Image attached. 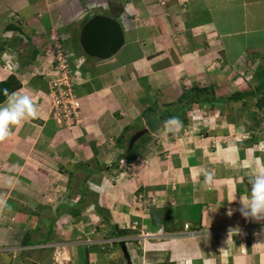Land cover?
<instances>
[{"label":"crops","instance_id":"0c3cea01","mask_svg":"<svg viewBox=\"0 0 264 264\" xmlns=\"http://www.w3.org/2000/svg\"><path fill=\"white\" fill-rule=\"evenodd\" d=\"M224 1L31 0L21 6L18 14L29 15L24 17L28 25L35 21L38 29L49 20L66 25L77 16L100 13L120 23L124 42L107 58L85 57L81 46L79 51L71 50V66L80 72L74 91L81 117L71 128L51 116L48 75L43 71L30 78L19 70L21 87L14 92L30 96L37 115L11 126L9 137L0 141V264L5 257L4 264L48 260L52 264H264V220L245 219L239 211L228 215L230 208L241 207L240 197L246 198L251 190L252 171L264 168V115L259 116L264 107L241 109L243 104H255L259 94L242 100L215 94L210 103H193L174 119L164 118L139 143L143 162L122 167L131 136L148 129L147 119L160 112L173 115L183 91L196 84L182 86L181 81L191 79L198 68L180 66L184 74L180 76L167 60L170 51H185L192 42L190 33L209 38L207 43L215 38L213 46L222 40L226 59L233 65L240 59L233 63L229 59L243 50L255 54L258 47L264 49L257 38L264 10L252 14L263 8V2L258 6L247 0V14L240 9V17L227 19ZM110 7L117 10L112 13ZM152 8H161L157 18ZM192 13L198 18L193 19ZM241 23L252 32L247 45L239 35H230ZM181 39L184 45L178 43ZM79 56L85 62L77 67ZM9 70L0 68V81L12 73ZM248 85L245 91H258L261 82L252 86L247 79ZM187 127L189 138L182 136ZM169 149L173 152L166 155ZM206 170L215 173L212 190L201 183ZM79 171L83 179L71 184ZM51 188L54 196L47 194ZM37 217L39 221L33 223ZM160 227L170 235H141ZM186 230L196 234L185 235ZM85 236L94 242L106 237L122 241L114 242L108 255L97 244L79 242ZM42 242L55 246L23 248Z\"/></svg>","mask_w":264,"mask_h":264},{"label":"rangeland","instance_id":"374dc122","mask_svg":"<svg viewBox=\"0 0 264 264\" xmlns=\"http://www.w3.org/2000/svg\"><path fill=\"white\" fill-rule=\"evenodd\" d=\"M16 1L15 0H0V56H3V53H7L9 55L8 57H2L0 59V68L6 69V64H8V60H10L9 57L11 54L12 55L11 61L15 64L11 68V71L9 70V72H12L11 74H14L18 79H19L18 75L21 74L20 71H22V73H24L25 76H28L30 78L33 76V74L41 76L40 73L43 71L44 72L41 74H43L45 76L50 75V74L53 75L54 74L53 69L56 70L55 66L53 65V63H54L53 60L57 57V52H54L55 45L59 44V41H60L59 39L62 40L63 44L66 43L65 39H67V38L65 35H63V33H65V34H68V38H69V41L71 43L68 47H66V45L64 46L66 51L68 53H70L69 51H71L70 50L71 46H72V51H75L78 48L77 46H80L79 45V40H80L79 30H81V25H82L81 22L85 18H87L90 14L89 15L87 14L82 19L81 18L77 19L78 16L75 17L73 24H71V23L67 24L66 23V25H64L65 22L58 23L56 20H53V21L49 20V21H47V24L44 23L45 27H40L41 29H38V27L35 28V25H33L35 23V21L32 25H28V21H26L24 17L29 18V15L28 16H25L23 14L20 15L17 12L21 8V6L22 7L25 6L31 0H16ZM169 1L170 0H168V1L161 0V2L163 4H164V2H166V4H167V2H169ZM252 1L255 2L258 6H260L258 3L263 2V4L261 5V7H263V8L258 9V12L255 10V12H252V14L253 13L257 14L261 10H264V0H252ZM159 2H160V0H159ZM225 2H226V8H227V13H226L227 19L233 18V16H235V14H237L240 17V15H239L240 9L245 14L248 13L249 1H247V0H242V1L241 0H226V1H224V3ZM16 4H18L17 7H16ZM74 5L76 6V3ZM112 9H114L115 11L117 10V8L110 7V12H112V13H113V11H111ZM160 9L161 8H152V11L151 10L150 11L157 18L160 11H161ZM82 10H83V8H82ZM115 11H114V13H116ZM130 14L134 15V17L136 16V14H134V13H130ZM200 14H201V12H200ZM192 15H193V19L198 18V15L196 13H192ZM62 16L63 15H61V17ZM153 18H155V17H153ZM153 18H151V20H154ZM226 18H225V20H226ZM63 19H64V17L62 18V20ZM198 22L201 23L202 21L199 20ZM40 23L43 24L42 21ZM35 24H39V23H35ZM12 27H15L16 30L12 29ZM183 27H184V24H183ZM185 27H187V24ZM214 28H215L214 26L210 27V29H212V30H214ZM249 29L250 28H247L246 26L244 27L243 23H241L240 26L238 27V29L231 32L230 35L232 36L233 33L236 35H239V37L242 38V40H243L242 42L244 45L246 43L249 44L250 41L245 42V40L250 39L249 37L252 35V32H250ZM12 30L14 31V33L12 32ZM184 33L188 35L190 33V31L184 30ZM61 34H62V36H61ZM190 34L192 37V38H190V41L192 40V42L185 45V51L178 52L177 54L171 53V51H170L169 55H167V60L169 61V64L171 65L173 72H176V73L180 72V69H181L180 66H185V68H189L191 71H194L195 67L198 68L197 69L198 73L197 72L195 73V71H194V74L192 73L193 76L191 79H193V80L189 79L187 82H184L185 80L182 77V81H181L182 86H184V85L188 86L190 84V82H196V84H194V86H198L200 88L201 87L208 88L206 86L212 84L210 89H212V90L215 89V92L213 91L214 94L220 95V96H225V97L234 96V95H236L237 92H243L246 90V88H249L250 85H248V87H247V79L251 80L252 86H254L257 82L258 83L261 82L260 86H262V88L264 87V78L258 72L259 70L262 69L260 67L264 63V51H263L264 49L258 47V51L255 54H253L255 51L252 52L251 50H248V49L243 50L242 54L240 56H235L232 59H229V60H231L232 63L236 59H240L238 61H235V65H233V64H230L229 61H227L228 59H226V53H225L226 48H223L221 46V42H223L222 40L220 43H219V41H217L218 44L213 46L214 44H212L211 42L215 38L211 39V41L209 43H207L209 38H206L207 40H204L205 38L194 37V36H192L193 35L192 33H190ZM258 34H260L257 37L258 40H260L264 44V24L261 27V30L258 31ZM37 36L42 37V38L37 39ZM14 38H16V41H15L16 46H18L19 49L23 53L20 56L21 60H19V56L16 55L15 52L12 53L13 48H11V46L7 44L10 41H14L15 40ZM64 41H65V43H64ZM181 41H182V39L179 40L178 43L181 44ZM3 42H7V43L5 45H3L2 44ZM239 44H240V40H239ZM75 45H77V46H75ZM181 45H184V44H181ZM229 49L230 48H227V50H229ZM173 50H175V49H173ZM73 58L74 57H72L70 59V57H69L70 64L72 63L71 60ZM163 59H165V58H163ZM251 59L254 62H256L258 65H256L255 67H252L251 65H253L252 63H254V62H251ZM22 60L25 62L21 63ZM202 60L205 62H203ZM206 62H208L209 64ZM23 64H25V65H23ZM236 66H237V68H235ZM247 68H248V70H247ZM182 74L183 73L180 72V76ZM248 74H249V76H248ZM174 75H175V73H174ZM251 76H253V77H251ZM175 78H176V80H174V81L176 83V82H178L179 78H178V80H177V76H175ZM237 80L242 81V83L241 84H239V82L237 83ZM243 80L244 81L246 80V83H244ZM177 84L179 85V83H177ZM178 85L176 86V89H178V91L180 92L181 88H179ZM186 88H189V87H186ZM49 99H50V97H49ZM180 105H181V103H179V105H176V106L180 107ZM243 105H245V107L243 108V106H242V108H241L242 111H249L250 107L252 108V106H254L255 104L248 105V103H247V104H243ZM255 108H256V106H255ZM49 111L51 112V103L49 106ZM257 111H260V110H257ZM252 112L254 114V111H252ZM194 113H195V111H194ZM257 113H255V114H257ZM78 115H79L78 118L81 119L80 112ZM192 115H193V113H192ZM261 115H264V110L260 113L259 116H261ZM59 124H61V123H59ZM77 125L78 124L73 125V126H66V127L71 128V127H74ZM62 126H65V125L62 124ZM188 129H189V127H187L188 133L184 134V132H183L182 136L185 135L187 138H189V136L187 134H189L190 130H188ZM182 130L186 131V127H183ZM145 137H146V135L143 137H140L137 140L136 145H138ZM159 144H160L159 146L162 145V143H159ZM156 149L159 150L162 148L156 147ZM137 152L140 155H143V151L141 149H139V151L137 150ZM167 152H173V151H170V149L166 150V153H165L166 155H168ZM144 162H145V160H144ZM104 167L105 166H100V169H103ZM72 176H74V174H72ZM83 176H84L83 171L82 172L79 171V173H77V177L75 176V179H74L75 181L73 180L71 182V184H73V183L76 184L77 182L81 181L83 179ZM114 185H116V182H114ZM55 192H56L55 189L51 188L47 194L48 195L51 194L52 196H54ZM140 197L141 196H138L139 199H140ZM138 201L139 200H137L136 203H138ZM90 212H92V210ZM37 218H38L37 220L35 218H33V223L34 222L37 223L39 221V217H37ZM185 235L192 236L193 234H187L186 233ZM72 236H74V235H72ZM116 241H117V239H114V242H116ZM138 241H139V238H138ZM103 252L106 253L107 249L104 248ZM107 254L109 255V252ZM111 254H112V252H111ZM22 256L23 255L19 254V258H21ZM7 260H8V257L3 258L1 261V264L6 263ZM25 264H29V262L25 261ZM45 264H52V263H51V261L48 260L45 262Z\"/></svg>","mask_w":264,"mask_h":264},{"label":"clouds","instance_id":"9594fccd","mask_svg":"<svg viewBox=\"0 0 264 264\" xmlns=\"http://www.w3.org/2000/svg\"><path fill=\"white\" fill-rule=\"evenodd\" d=\"M89 13L90 15L87 18H85L86 21L83 24V26L95 16H99V15L105 16L97 12H93V13L89 12ZM83 26L81 27V30ZM81 30L79 31V33H81ZM79 44H80V40H79ZM82 57L84 58V56H79L76 58V65L78 64L79 66L85 62V58H84L83 62L78 63L77 61L78 58H82ZM36 115L37 112L33 100L30 96L19 94L16 92L8 94L6 101L4 103H0V141H4L6 138L9 137L11 126L16 125L22 120H25L29 117H35ZM248 181L251 185V190L248 191L247 197L246 198L240 197L241 207L235 210L230 208L228 210V215H232L234 211H239L240 214L245 219H250L259 222L264 220V168L254 169L251 175L248 177ZM201 183L205 185L208 190H212L215 187V173L213 171L206 170L204 172V180ZM50 233H52V231H50ZM114 239L116 238L106 237L94 242V239L92 237L85 236L83 239H80L79 242L83 241L84 242L83 244L85 245L97 244L100 250L104 251V248H106L107 252H109V248L112 249L114 246L113 245ZM117 241H122V239L120 240L117 239ZM137 241H138V237H137ZM54 246L55 245L53 244L50 245L48 243L42 242L38 245L36 244L33 245V247L26 246L23 248L25 251H29V250L33 251L34 249H44L47 247H54ZM34 263L38 264L37 262H31V261L29 262V264H34Z\"/></svg>","mask_w":264,"mask_h":264},{"label":"built area","instance_id":"2783aa9c","mask_svg":"<svg viewBox=\"0 0 264 264\" xmlns=\"http://www.w3.org/2000/svg\"><path fill=\"white\" fill-rule=\"evenodd\" d=\"M59 44L55 45L54 52H57V57L53 60V65L56 70L53 69L54 74L48 75V95L50 97L51 103V116L59 123L64 124L65 126H73L80 123L78 114L80 112V101L79 98L75 95L74 84L78 80L80 72L79 69H73L69 62L70 54L66 51L65 45L62 40L59 39ZM51 47V46H50ZM14 53V51H12ZM7 53H3L2 57H8ZM12 55L6 64V69H11L15 63L11 61ZM17 59V58H16ZM78 63L84 61V58H78ZM78 66V64H77ZM142 162L139 157L135 159V163ZM125 163V164H124ZM124 165L129 166L127 162H124ZM185 234H196V231L184 232ZM141 235L147 237H157V236H169L170 234L165 233L162 227L158 229L157 232L151 233H141ZM110 243V242H109ZM243 252L244 249H241Z\"/></svg>","mask_w":264,"mask_h":264},{"label":"trees","instance_id":"16d2710c","mask_svg":"<svg viewBox=\"0 0 264 264\" xmlns=\"http://www.w3.org/2000/svg\"><path fill=\"white\" fill-rule=\"evenodd\" d=\"M85 21H86V19H84L81 22L82 25L84 24ZM12 29L16 30L15 27H12ZM14 39H15L14 41H10L8 43L3 42L2 44L5 45L7 43L8 45H10L11 48H13L12 50L16 53V55L19 56V60H21L20 56L23 53L19 49V47L16 46V44H15L16 38H14ZM65 41H66V43H65ZM65 41H64V43H65L64 45H66V47H68L71 44L69 41V38L65 39ZM75 46H77V45H75ZM77 47L78 48L76 50L79 51L80 47L79 46H77ZM70 50H72V46L70 47ZM83 55L85 57H87V56L89 57V55H87L85 53ZM22 62L24 63L25 61L22 60L21 63ZM23 65H25V64H23ZM262 65L260 67L262 69L259 70L258 72L264 78V65L263 66ZM71 67H73V66H71ZM20 87H21V83H20L19 79L14 74H9V76L5 80L0 81V103L3 102L7 98L8 94L13 93L15 90L19 89ZM255 89H254V91L248 90V91H243V92H237L236 95H234V97L230 96V98H227V100H238V99L242 100L243 98H247L249 96L250 97L251 96H254V97L258 96L257 94H259V96L256 99L255 106H256L257 110L261 109L262 107H264V87L262 88V86H261L258 91H256ZM214 95L215 94H214L212 89L203 88V87L200 88V87L194 86V85H193V87L184 90L183 93L181 94V96L179 97V103H181V105H180V107H178V106L173 107V115L170 112L162 111V112H160V116H158L157 118L147 119V123H148L147 126H148L149 130L145 134H143L141 137H143L145 135H146V137L149 136L150 135L149 131H155L158 128L159 122L163 121L164 118H169V119L173 118L174 119L175 117L178 116V114L181 110L183 111L184 108L190 107L191 104H193V103H197L199 105H202L204 103H210V102L214 101V98H213ZM136 143H137V141L133 144L132 147L128 146L124 151L123 157H125L124 160L128 163H132L139 156V153L137 152V148H138L139 144L136 145ZM72 214L74 215L77 213L72 211ZM25 239H26V237H25Z\"/></svg>","mask_w":264,"mask_h":264},{"label":"water","instance_id":"95a60500","mask_svg":"<svg viewBox=\"0 0 264 264\" xmlns=\"http://www.w3.org/2000/svg\"><path fill=\"white\" fill-rule=\"evenodd\" d=\"M123 42L121 25L115 19L106 16L93 17L83 26L80 33L83 51L97 58H107L114 54ZM147 131V128H143L135 132L130 138L129 147H132Z\"/></svg>","mask_w":264,"mask_h":264}]
</instances>
